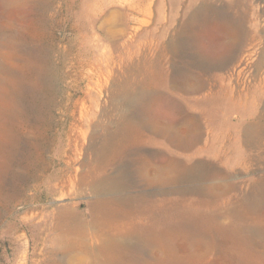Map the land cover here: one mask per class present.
Masks as SVG:
<instances>
[{"label":"rangeland","instance_id":"rangeland-1","mask_svg":"<svg viewBox=\"0 0 264 264\" xmlns=\"http://www.w3.org/2000/svg\"><path fill=\"white\" fill-rule=\"evenodd\" d=\"M233 2L240 5L231 8ZM263 2L19 0L15 13L0 10V23L8 22L17 37L15 56L9 61L0 57V65L13 72L21 66L51 67L58 74L47 94L40 83L30 105L23 97L20 100L36 126H26V115L17 123L19 157L3 179L2 197L8 195L10 203L0 204V264H42L47 257L50 243L46 238L52 224L37 239L34 235L38 227L31 229L24 220L56 212L62 200L41 193L43 182L52 171L58 172L56 181L60 183L73 178L75 167L77 172L82 169L83 146L91 124L97 119L108 121L113 108L112 88L120 87L128 78L136 90L159 93L161 120L177 131L180 139L192 137H188L189 144L178 145L168 135L142 133L127 158L132 160L152 151L175 162L187 174L162 188L187 191L190 194L186 193L179 206L196 207L199 214L212 217V222L193 226L194 236L183 242L184 264H264V61L260 62L264 51ZM202 3L211 14L217 10L239 20L234 23V28L240 26L234 41L238 39L242 45L237 54L226 53L230 37L219 33V27L213 24L199 30V52L185 37L187 46L169 49L191 12ZM135 27L139 28L131 36ZM179 72L199 78L203 88L187 91L177 87ZM62 73L70 77L62 78ZM76 73L89 78L74 80ZM71 127L78 138L72 153L68 137ZM81 131L86 133L85 140ZM19 166L21 175L17 178ZM208 176L219 186L230 184L231 189L212 198L196 195L197 191L205 192ZM151 189L154 187L146 190ZM91 197L82 192L63 201L80 203V209H86ZM244 198L260 206L249 212L242 206ZM179 199L178 193H169L167 207ZM232 209L240 210L241 218ZM228 226L242 227L240 234L247 240L236 241L220 231ZM243 230L253 234L246 236ZM201 240L205 244L198 243Z\"/></svg>","mask_w":264,"mask_h":264},{"label":"bare ground","instance_id":"bare-ground-1","mask_svg":"<svg viewBox=\"0 0 264 264\" xmlns=\"http://www.w3.org/2000/svg\"><path fill=\"white\" fill-rule=\"evenodd\" d=\"M239 3L233 2L231 8L240 5ZM18 4L19 0H0V10L15 13ZM220 12L215 10L212 14L209 13L206 3L196 7L181 27L177 40L170 43L169 49L175 50L187 46V42L183 39L185 37L189 38L190 47L198 51L199 30L207 24H213L219 27V33L230 37L226 53L237 54L242 50V45L238 39L234 41L238 38L235 33H240V26L237 25L234 28V23L239 20H234L231 15L223 16ZM209 14H211L210 20L207 19ZM138 28H134L131 36H135ZM15 38L17 37L8 22L2 21L0 23V57L4 60L9 61L15 56L13 53ZM236 44L239 46L237 47ZM246 57L248 56L244 58ZM263 61L264 51L260 59V62ZM55 75L58 74L51 67L22 68L21 66L17 68V72H13L9 67L0 65V204L2 201L6 203L9 197L4 196L5 194L4 198L2 197L5 189L4 176L11 168L14 159L18 161L19 157L16 152L20 138L17 123L21 116L26 115L24 122L26 126L32 129L36 126L20 100L23 97L30 105L40 83L47 94ZM69 77L70 75L62 73V78ZM177 77L179 79L176 85L181 89L199 91L203 88L202 81L191 77L188 73L179 72ZM88 78V75L76 73L74 80H88ZM189 81H192L191 85ZM111 94L110 101L113 108L110 118L107 122L100 119L94 121L91 124V132L86 137L85 145L84 142L81 144L84 145L85 152V157L80 162L82 169L77 172L75 167L73 178L62 179L60 183L56 181L58 172L52 171L48 179L43 182L41 193L57 196L59 200H62L56 207V212L52 215L41 213L39 217L27 218L24 224L31 229L38 227L39 231L37 235H34L37 239L52 224L51 232L46 238L50 248L46 251L48 255L42 264H184L183 242L194 236L193 226L196 228L204 221L212 222V217L199 214L196 207L181 208L179 206L180 200H183L187 191L181 189L168 191L162 188L163 185L171 184L187 174L175 162L163 159L160 154L157 155L152 151L143 152L138 158L134 157L132 160L127 158L130 157V148L133 143L139 141L142 133L168 135L178 145L189 144L188 137L191 140L192 137L187 135L188 137L180 139L177 131H172L171 126L164 124L158 112L161 95L156 91L136 90L128 78L120 87L114 85ZM85 134L81 131V138L84 140ZM68 137L69 151L72 153L77 149L78 144L77 135L73 133L72 127L68 131ZM123 158H126V161H123ZM20 175L19 166L15 176L19 178ZM210 177L208 176L206 180L205 192L197 191L196 195H208L212 198L214 194L231 189L230 184L225 183L219 186L215 179ZM73 187L74 189H71ZM153 187L154 189L146 190ZM82 192L90 193L92 196L86 204V209H80V203L63 201ZM171 192L178 193L180 199L175 200V203L168 208L166 195ZM242 202V206L249 212L256 211L260 206L253 199L244 198ZM232 210L237 211V216L241 218L240 210ZM241 229L242 227L228 226L220 231L226 233L230 239L247 240L240 234ZM249 232L243 230L246 236ZM198 243L205 244V240Z\"/></svg>","mask_w":264,"mask_h":264}]
</instances>
